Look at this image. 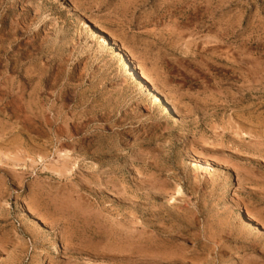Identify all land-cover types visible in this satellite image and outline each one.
Returning a JSON list of instances; mask_svg holds the SVG:
<instances>
[{
	"label": "rangeland",
	"instance_id": "rangeland-1",
	"mask_svg": "<svg viewBox=\"0 0 264 264\" xmlns=\"http://www.w3.org/2000/svg\"><path fill=\"white\" fill-rule=\"evenodd\" d=\"M0 264H264V0H0Z\"/></svg>",
	"mask_w": 264,
	"mask_h": 264
},
{
	"label": "bare ground",
	"instance_id": "bare-ground-1",
	"mask_svg": "<svg viewBox=\"0 0 264 264\" xmlns=\"http://www.w3.org/2000/svg\"><path fill=\"white\" fill-rule=\"evenodd\" d=\"M84 25L89 28L92 33H94L96 36L100 37L102 39L101 42L107 44L108 46L112 47L115 52H116V56L119 58L120 60V64L122 65V67L124 68V70L126 71V74L129 77H138L141 80V84L144 85L146 87V89H150L154 92L155 98L154 101L156 102V104H161L163 106L166 107V113H173L175 112L173 110V108L171 107V105L161 96V94L158 92V90L155 88V86H153L149 80L147 79V76H145V74H143V72H140L139 69L137 68V66H135L131 59H129V57L127 56V54L123 51V49L119 46H117L113 40L97 25L94 24L92 22H84ZM177 118V117H176ZM83 122V121H82ZM73 126V125H72ZM68 154V153H67ZM62 156V155H61ZM68 156V155H67ZM70 158V157H69ZM66 159V157H65ZM67 162V161H66ZM70 163V162H69ZM68 164V163H67ZM71 165V164H69ZM197 166H199V168L209 171L211 170L212 166L210 163L208 162H203V161H198L197 162ZM70 168V167H69ZM177 193H181V187H178L176 189ZM246 217L249 220H252L253 218L251 217V215L249 213H246ZM170 234V233H169ZM134 245V244H133ZM135 246V245H134ZM137 253V252H136ZM142 257V256H141ZM158 258V257H157ZM145 263V262H144Z\"/></svg>",
	"mask_w": 264,
	"mask_h": 264
}]
</instances>
